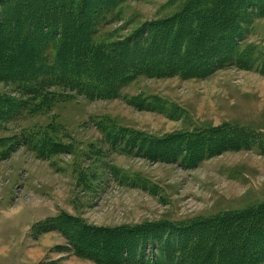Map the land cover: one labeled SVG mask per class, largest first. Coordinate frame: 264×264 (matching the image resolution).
<instances>
[{
  "label": "rangeland",
  "instance_id": "1",
  "mask_svg": "<svg viewBox=\"0 0 264 264\" xmlns=\"http://www.w3.org/2000/svg\"><path fill=\"white\" fill-rule=\"evenodd\" d=\"M84 1L0 0L2 66L19 65L18 52L31 60L30 51L54 65L66 32L74 50L83 51L87 35L77 31ZM98 1L90 0L88 29L103 45L124 42L187 0H125L114 7L93 4ZM47 17L52 27L44 25ZM240 26L238 43L263 58L264 14ZM80 60L93 70V62ZM58 84L45 86L28 112L20 105L0 115V264H152L166 246L162 236L149 242L164 230L159 223L180 231L205 219L240 226L245 211L264 217L260 69L226 65L200 76H140L109 97ZM0 96L23 98L3 82ZM223 130L238 141L215 147L212 134ZM209 137L213 141L205 143ZM139 229L146 232L141 242L128 237ZM79 235L94 246L83 247L82 255L74 246Z\"/></svg>",
  "mask_w": 264,
  "mask_h": 264
},
{
  "label": "trees",
  "instance_id": "2",
  "mask_svg": "<svg viewBox=\"0 0 264 264\" xmlns=\"http://www.w3.org/2000/svg\"><path fill=\"white\" fill-rule=\"evenodd\" d=\"M121 1L125 0H99L93 4L114 7ZM84 4L83 29L77 31V36L85 38L87 35L83 51L74 50V41L71 36L67 37L66 32L55 49L54 65L43 62L41 54L34 51L29 52L31 60L24 53L18 52L15 57H18L19 65L4 67L0 62L3 67H0V82L12 84L23 94L19 102L0 96V115L6 117V111L15 113L14 106L20 105L28 112L34 107L33 98L39 96L45 86L57 82L61 83L57 87L67 86L90 96L109 97L140 76L163 77L175 73L181 76H200L208 70L226 65H238L246 69L256 67L264 72V54L262 58L245 44L238 43L242 37L241 23L245 19L249 20L253 14L263 15L264 0H187L177 12L146 25L124 42H108L103 45L93 42L94 33L88 29L92 22L90 13L93 7L90 0H85ZM47 19L44 18V25L54 24L53 20L50 22ZM78 21L81 22V18ZM29 37L24 40L32 41L33 35ZM71 49L74 53L69 52ZM150 49L154 50L155 55L150 53ZM111 54L119 55L118 59L124 63H115ZM81 57L83 61L94 63L93 70L89 71L77 63ZM102 62L106 65H101ZM103 73H110V77L105 78ZM243 135L248 141V136L252 137L251 134ZM212 136L215 147L238 141L236 134L224 130L219 136H214V133ZM211 139L209 137L205 143L213 141ZM134 140L132 138L128 141L132 143ZM212 149L211 153L214 152ZM262 208L255 207V210ZM205 220L182 226L180 231L174 229L175 226L159 223L162 226L160 230H164H161V235L153 233L149 242L162 236L161 247L166 246L158 248L162 252L153 258L152 264H264V217L257 211H245L242 225L237 226L239 222H228L233 224L230 228L227 227L226 218ZM210 224L219 228L212 229ZM136 231L129 233L128 237L135 236L141 242L146 232L142 229ZM75 239L77 242H72L78 247L79 254V251L85 250V246L94 247L81 235ZM135 251L139 253L137 248ZM88 253L95 258L92 252Z\"/></svg>",
  "mask_w": 264,
  "mask_h": 264
},
{
  "label": "bare ground",
  "instance_id": "3",
  "mask_svg": "<svg viewBox=\"0 0 264 264\" xmlns=\"http://www.w3.org/2000/svg\"><path fill=\"white\" fill-rule=\"evenodd\" d=\"M146 243V242H145Z\"/></svg>",
  "mask_w": 264,
  "mask_h": 264
}]
</instances>
